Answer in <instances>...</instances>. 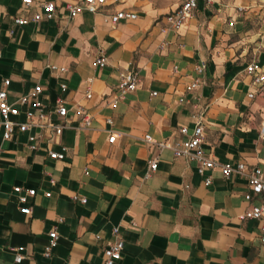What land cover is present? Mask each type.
Here are the masks:
<instances>
[{
    "label": "crops",
    "instance_id": "obj_1",
    "mask_svg": "<svg viewBox=\"0 0 264 264\" xmlns=\"http://www.w3.org/2000/svg\"><path fill=\"white\" fill-rule=\"evenodd\" d=\"M51 1L54 18L17 25L15 17L32 19L39 9L0 0V90L19 108L17 119L32 112L37 120L31 100L21 101L37 87L53 120L59 99L69 109L60 135L34 126L6 140L0 125V264H103L114 227L125 242L116 264H264L261 221L244 217L264 198H246L247 178H227L219 168L202 175L196 161L145 140L185 139L181 128L192 133L194 114L202 112L208 155L264 170V92L250 96L247 71L253 60L264 70V0H199L178 30L168 28L166 15L182 0L163 7L123 0L74 18L63 8L71 0ZM119 9L137 18L113 26ZM100 55L107 57L103 67ZM131 68L139 71V85L113 106L121 75ZM196 79L204 83L190 90ZM79 107L91 116L89 126ZM62 147L64 159L49 156ZM155 156L158 168L146 177ZM15 186L37 192L21 204Z\"/></svg>",
    "mask_w": 264,
    "mask_h": 264
},
{
    "label": "built area",
    "instance_id": "obj_2",
    "mask_svg": "<svg viewBox=\"0 0 264 264\" xmlns=\"http://www.w3.org/2000/svg\"><path fill=\"white\" fill-rule=\"evenodd\" d=\"M123 0H71L70 2L65 3L63 8L68 11V16L70 18H74L78 13L82 10H88L90 12H97L102 7L107 5H112L116 3H120ZM210 3L212 0H206ZM26 7L35 6L39 10L34 13L32 19L28 17H15V23L17 25H25L30 23L31 21H41L43 19H52L55 17L57 12V6L54 1L51 0H23ZM199 0H182V4L175 11L170 12L166 15V21L168 28L178 30L184 23H186L191 17L194 16L197 8H198ZM243 9V8H241ZM137 18V14L134 11L128 9H119L116 10L111 15V22L113 26H117L123 20H135ZM264 21V15H263ZM230 24H233L231 21ZM1 56V51H0ZM97 65L103 67L107 63L106 55H100L96 59ZM53 71H60L65 74L68 72L67 67H57L56 65H51ZM205 65H201L199 67L200 71H203ZM247 71L250 75H252V85L254 86V90L250 92V96L253 97L257 92H264V70L261 68L257 60H253L247 65ZM140 82L139 71L136 68H131L126 72L122 73L118 90L114 95L111 104L115 106L120 100H122L126 94L133 92L137 89ZM10 80H5V85H9ZM204 81L201 79L194 80L189 86L190 90L198 89L202 86ZM64 87V86H63ZM42 93V88L37 87L29 96L21 97V101L28 102L31 100V104L35 107L38 112L37 120L34 119V113H28V119L25 121H19L17 119L18 115H20V110L16 107L15 103H12L9 100L8 91L6 89L0 90V125L3 127V136L4 139H11L16 129L20 132H27L34 126H38L41 129H50L51 134L60 135L63 133V130L66 126L65 118L69 113L68 107L63 103L61 99H59L57 105L54 108V112H56L59 116V120H53L50 116L51 111L47 110V106L44 102H42L39 98ZM156 92H153V95H156ZM87 97H91V92H87ZM78 113L83 115L84 124L89 126L91 124V116L89 113L83 110V108H78ZM195 119V127L192 133H188L187 127H182L181 132L185 134L187 137L185 139L176 140L173 142L168 141H156L151 135H147L145 140L152 144L154 147L159 150L168 148L173 151V154L176 158H185L187 160L196 161L198 164V171L204 175L207 170H212L219 168L222 174L229 178L233 175L245 176L248 180L250 193L246 194L247 199H252L253 196H261L264 198V170L258 165H249L243 161L238 162L237 164L232 163H220L210 155H208L203 147L204 141V117L202 112H198L194 114ZM108 123L113 124V120L109 118ZM260 139L264 142V121L261 124L260 128ZM116 139V133L111 131L109 136V141L114 142ZM32 142L31 147H35L34 145V137L30 138ZM67 153V147H62L61 151H49V156L53 159H64ZM159 157L155 156L149 159L148 167L146 172V177H149L153 172H155L158 168ZM206 183L209 184L212 182V178L210 176L206 177ZM14 192L16 193V197L19 203L26 204L28 202V198L34 196L36 194V189L29 188L24 189L21 186H15ZM46 195H50L49 192ZM84 202L85 199L83 198ZM21 210L30 214L32 209L30 206H22ZM246 218H252L261 221L260 230H261V240L264 242V203L260 205H255L251 210L247 211L244 214ZM113 239H111L105 249H104V263L103 264H116L123 255L125 242L120 236V231L118 227H114L113 231ZM51 237V245L56 242L57 239V231L54 229L50 233ZM18 250H21L19 248ZM50 247L47 250V255L49 254ZM24 256L18 252L16 254L15 260L16 262L22 261Z\"/></svg>",
    "mask_w": 264,
    "mask_h": 264
},
{
    "label": "rangeland",
    "instance_id": "obj_3",
    "mask_svg": "<svg viewBox=\"0 0 264 264\" xmlns=\"http://www.w3.org/2000/svg\"><path fill=\"white\" fill-rule=\"evenodd\" d=\"M178 1V0H154V3L158 7H163V6H169L171 3Z\"/></svg>",
    "mask_w": 264,
    "mask_h": 264
}]
</instances>
